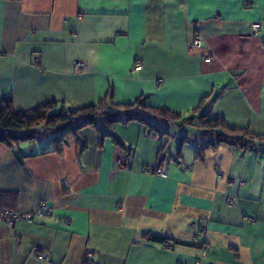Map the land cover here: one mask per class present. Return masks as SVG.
<instances>
[{"label": "crops", "instance_id": "1", "mask_svg": "<svg viewBox=\"0 0 264 264\" xmlns=\"http://www.w3.org/2000/svg\"><path fill=\"white\" fill-rule=\"evenodd\" d=\"M195 33L203 46L190 50ZM2 97L19 111L141 98L264 136V0H0ZM151 122L176 131L118 122L121 145L98 146L85 126L60 154L49 138L0 143V205L51 208L30 224L0 222V264H84L86 252L90 264H264V154L219 143L197 157L205 137L178 151L180 129ZM157 165L166 177L144 172Z\"/></svg>", "mask_w": 264, "mask_h": 264}, {"label": "trees", "instance_id": "2", "mask_svg": "<svg viewBox=\"0 0 264 264\" xmlns=\"http://www.w3.org/2000/svg\"><path fill=\"white\" fill-rule=\"evenodd\" d=\"M111 98V97H110ZM110 106L100 101L93 105L77 109H65L62 103L48 101L28 111L15 110L10 97L0 99V143L13 147L19 142H33L40 138H49L52 151L62 153L68 144L69 137H76L80 129L92 126L97 133V144L102 145L105 138H110L116 145H121L112 131V126L118 122L136 120L148 124L149 130L158 132L161 136L167 134V129L159 130L152 124L157 119L167 125H175L182 134L178 136L177 149L188 142V136L205 137L198 144L196 156L202 157L203 150L219 143L234 145L242 150H256L264 154V136L254 134L245 128L230 127L222 117L208 118L207 112H198L191 117H182L178 112L165 107L146 105L143 99L132 103L116 104L109 100ZM190 127L184 129V127ZM86 147L81 142L80 150ZM159 167L158 165L155 166ZM8 207L7 205H0ZM144 236L156 242H171L170 239L145 233Z\"/></svg>", "mask_w": 264, "mask_h": 264}, {"label": "built area", "instance_id": "3", "mask_svg": "<svg viewBox=\"0 0 264 264\" xmlns=\"http://www.w3.org/2000/svg\"><path fill=\"white\" fill-rule=\"evenodd\" d=\"M259 28H260L259 23H253L251 25V30L254 33H256L259 30ZM202 46H203L202 37L197 33L193 34L189 40V49L190 50L201 49ZM204 61L206 62L210 61V57L205 56ZM85 68L86 66L83 61L75 60L73 62V69L75 72H82L85 70ZM141 68H142L141 62H134L131 66V71L136 72L139 71ZM115 164L118 168L124 167L123 158L116 159ZM144 172L155 174L160 177H166V174L159 167L157 168L146 167L144 169ZM63 183L67 185L66 181H64ZM226 204L227 206H233L234 204H236V199L233 196H229L226 200ZM50 213H51V208L45 205V203H40L39 207L34 212H27V213L18 212L14 209L0 206V222L5 223L9 226H14L18 222H25L30 224L33 223L35 219L47 216ZM248 220L253 221V218L250 217L248 218ZM165 246L167 248H170L172 244L170 242H165ZM35 258L44 262H49L50 254L46 250H41L35 253ZM91 260H92L91 252H86L84 255V261H83L84 264H90Z\"/></svg>", "mask_w": 264, "mask_h": 264}, {"label": "rangeland", "instance_id": "4", "mask_svg": "<svg viewBox=\"0 0 264 264\" xmlns=\"http://www.w3.org/2000/svg\"><path fill=\"white\" fill-rule=\"evenodd\" d=\"M184 129H189L190 130V127H184ZM167 130L169 131V133H171V132H174V131H176V128L174 127V126H171V127H167Z\"/></svg>", "mask_w": 264, "mask_h": 264}]
</instances>
